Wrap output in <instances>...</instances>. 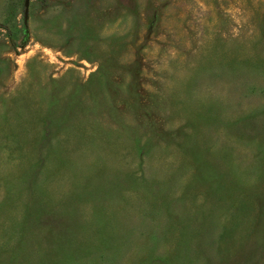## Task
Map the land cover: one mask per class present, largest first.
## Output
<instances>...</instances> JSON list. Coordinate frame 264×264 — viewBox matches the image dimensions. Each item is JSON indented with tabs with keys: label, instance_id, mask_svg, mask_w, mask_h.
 <instances>
[{
	"label": "rangeland",
	"instance_id": "obj_1",
	"mask_svg": "<svg viewBox=\"0 0 264 264\" xmlns=\"http://www.w3.org/2000/svg\"><path fill=\"white\" fill-rule=\"evenodd\" d=\"M0 0V264H264V0Z\"/></svg>",
	"mask_w": 264,
	"mask_h": 264
},
{
	"label": "water",
	"instance_id": "obj_2",
	"mask_svg": "<svg viewBox=\"0 0 264 264\" xmlns=\"http://www.w3.org/2000/svg\"><path fill=\"white\" fill-rule=\"evenodd\" d=\"M27 4H28V0H23V9H22L23 20L26 19V15H27Z\"/></svg>",
	"mask_w": 264,
	"mask_h": 264
}]
</instances>
